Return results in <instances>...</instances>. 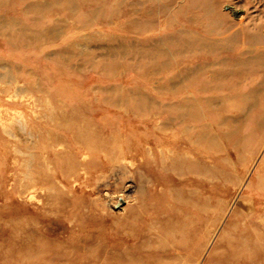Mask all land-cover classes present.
<instances>
[{
  "label": "bare ground",
  "instance_id": "6f19581e",
  "mask_svg": "<svg viewBox=\"0 0 264 264\" xmlns=\"http://www.w3.org/2000/svg\"><path fill=\"white\" fill-rule=\"evenodd\" d=\"M2 2L0 36L8 43L39 44L43 37L59 46V57L66 62L136 65L144 81L158 82L148 88L150 94L141 88L144 81L141 86L113 87L95 103L103 110L124 107L126 114L152 123L154 140L144 143L157 147L153 155L161 170L213 174L219 161L208 157L222 150L221 139L232 137L229 147L234 155L227 150L220 162L231 167L225 173L228 182L239 180L231 201L220 205V216L208 219L204 232L205 247H210L208 261L198 259L195 264H264V79L258 85L254 79L259 72L246 71L256 61L250 54L258 49L257 43L264 45V28L255 25L252 11L239 17L231 0H32L22 6L23 13L35 14L29 24L13 16V6L1 7ZM34 24L38 30L32 29ZM79 101H62L63 108L43 110V163L58 164L44 169L43 183L49 181L54 196L60 193L54 179L89 180L99 170L93 162L113 168L117 165L113 161L127 152L134 158L141 150L142 144L133 151L126 148L119 140L121 134L105 136L93 129L89 113L78 106L95 103ZM229 101L233 106L226 105ZM227 107L235 109L234 120L226 116ZM223 126H231V133ZM109 145L118 149L110 151ZM243 149L253 155L243 154ZM244 188L248 195L241 194ZM192 205L209 212L214 204L206 200ZM123 210L112 222L125 220L119 234L130 236L135 251L153 247L143 228H156L160 222L155 234L174 231L168 218L153 215L145 227H133L141 211L133 204ZM124 249L128 251L127 246ZM155 251L163 252V247ZM175 258L170 259L177 261L180 255ZM139 262L132 254L126 260V264Z\"/></svg>",
  "mask_w": 264,
  "mask_h": 264
},
{
  "label": "rangeland",
  "instance_id": "374dc122",
  "mask_svg": "<svg viewBox=\"0 0 264 264\" xmlns=\"http://www.w3.org/2000/svg\"><path fill=\"white\" fill-rule=\"evenodd\" d=\"M3 1L1 7L13 6V16L33 23L35 14L32 17L22 9L32 0ZM230 5L239 8V17L251 10L255 25L264 28V0H231ZM34 25L32 29L38 30ZM39 42L13 44L0 36V264H126L130 254L140 261L138 264H195L198 259L207 262L210 247H205L204 232L210 225L208 219L220 216V205L231 201L239 180L228 182L225 173L232 171L231 167L224 160L220 162L227 150L234 155L230 148L232 137L221 139L222 150L217 149L214 158L208 157L219 161L215 174L163 171L155 166L153 152L157 147L148 148V143H144L154 140L152 123L126 114L124 107L103 110L95 103L113 87L141 86L144 79L138 74V66L66 62L60 59L57 44L43 37ZM257 45L258 49L250 54L256 61L246 71H258L260 76L254 81L260 85L264 79V45ZM157 84L148 79L141 88L150 94L148 88ZM72 99L95 103L88 108L78 106L89 113L93 129L102 130L105 136L121 134L119 140L132 151L137 145L142 146L134 158L125 151L124 157L113 161L117 164L113 168L93 162L92 166L99 170L89 180L54 179L56 190H60L54 196L49 181L43 183L44 169L58 165L43 163V110L50 106L63 108L62 103H71ZM226 105L233 106L231 101ZM227 109L226 116L234 120L235 109ZM231 129L223 128L228 133ZM116 149V145L108 146L110 151ZM247 149H243V154L253 155ZM247 193L241 189L242 195ZM206 200L214 204L209 212L192 205ZM130 204L141 211L133 227L141 229L151 215L160 216L169 219L172 235L155 234L159 222L154 225L156 228H143L146 242L153 247L132 249L130 236L126 232L119 234L125 220L112 222ZM161 247L164 253H157L155 250ZM175 255V259L179 255L180 259L171 260Z\"/></svg>",
  "mask_w": 264,
  "mask_h": 264
}]
</instances>
